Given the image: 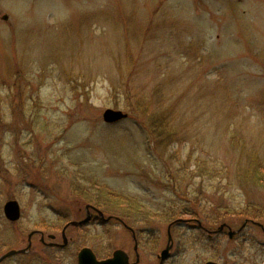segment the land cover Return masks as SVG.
<instances>
[{"label":"rangeland","instance_id":"rangeland-1","mask_svg":"<svg viewBox=\"0 0 264 264\" xmlns=\"http://www.w3.org/2000/svg\"><path fill=\"white\" fill-rule=\"evenodd\" d=\"M163 84L172 98L158 109L173 112L181 139L169 151L156 147L140 125L145 115L125 96L129 85L133 97L156 105ZM15 102L23 113L12 119ZM107 109L129 119L106 124ZM0 111L17 128L0 130V257L25 249L35 230L62 243L84 203L117 216L102 208L96 183L146 206V218L128 222L140 264H159L178 218L211 231L251 218L264 224V190L208 177L175 183L166 174L180 164L194 170L199 159L229 168L248 156L264 161V0H0ZM82 174L95 184L83 197L74 191ZM10 200L21 207L15 223L4 214ZM190 225L173 228L164 264H264L260 227L249 224L231 240ZM67 236L66 250L34 236L28 254L0 264H78L84 248L99 260L117 250L136 260L132 233L117 221L70 227Z\"/></svg>","mask_w":264,"mask_h":264},{"label":"trees","instance_id":"trees-1","mask_svg":"<svg viewBox=\"0 0 264 264\" xmlns=\"http://www.w3.org/2000/svg\"><path fill=\"white\" fill-rule=\"evenodd\" d=\"M185 9L189 10V8H185ZM145 36L146 33L145 35H143V37L141 36V40L138 44L139 46L143 43V41L145 42ZM185 52L189 54L188 50H186ZM192 52L193 51H191V53ZM234 70L235 69L233 68L232 72H234ZM130 77H132V74L130 75ZM82 79H84V77L81 76L74 81L78 82L79 80L82 81ZM164 85L165 84L159 86L157 89L156 98H155V100H157L156 105H153V103L150 102L146 96H141L139 98L133 97L132 96L133 91L129 88V85H127L125 89V96H126V103L128 104L127 106L131 107V110L134 108L135 113H138L139 111L140 115L141 114L145 115L146 121L140 123V125L143 128L145 127L148 128L150 134L155 140L156 147L159 149H165L166 151H169L170 147L175 142H179L178 140L181 139L178 136L180 135V132L177 131L176 129L174 118L170 116L173 112L164 113L166 109H162V110L158 109L159 107L163 106L165 103H169V100L172 98L171 95H167V94L164 95V92L163 91L161 92L160 89ZM14 105H17L16 102L12 105L11 108L12 119L13 118L16 119L17 117H19L21 113H23L20 111L21 106L16 108ZM15 129L17 130L14 124L13 125L11 123L7 124L5 115L3 114L2 111H0V130H5L7 133V132H13ZM13 135H15L14 132ZM165 150H164V155H166ZM212 162L205 159L203 160L199 159L194 165L195 166L194 170H190L189 166L180 164L179 168L175 170V173H171V172L167 173L166 171V174L169 176L171 175L170 178H172V181L175 183L177 180L185 181L189 177L192 181L197 177H201V178L208 177L214 181L218 179L226 180L227 186L229 187H233L235 185H241L245 188L250 186L264 190V161L260 157L248 156L246 160H243V158H241L231 168L227 167L226 165H222V164L220 165L219 160L216 159L213 160ZM209 163L212 164L211 167L209 166ZM172 167H173L172 165L171 166L167 165L165 168L167 170H171ZM22 169L23 168L19 167L20 171ZM82 177L83 178H80L79 180L76 179L74 180L75 182L74 191L75 193L81 194V196L83 197L86 195L88 191H90L89 189L92 190L95 184L92 185L90 182L91 179L87 177L85 174H82ZM96 185L97 187H95V189L96 191H98L99 197L101 199L104 198L102 200L106 202V205H104V207L102 208L106 209L105 207H110V206L113 207L112 209H110V211H116V213L118 214L117 216L122 218L123 221H125L127 224L130 221H133V224L140 223L139 217L141 218L144 216L145 218L147 217V211L145 209L146 206L143 205L142 203L132 200L131 197H127L125 195L119 194L107 188L105 185L97 184V183ZM114 207H118V209H114ZM120 207H123V209H121ZM131 215H134V217H130ZM174 215H176V212Z\"/></svg>","mask_w":264,"mask_h":264},{"label":"water","instance_id":"water-1","mask_svg":"<svg viewBox=\"0 0 264 264\" xmlns=\"http://www.w3.org/2000/svg\"><path fill=\"white\" fill-rule=\"evenodd\" d=\"M3 18L5 20H8L7 15H5ZM128 116L129 115L127 113H125L123 110L107 109L103 114V119L108 124H114V123H118L120 121L127 119ZM4 213H5L6 218L12 222H17L18 220H20L22 213H21V207H20L19 202L17 200L8 201L4 206ZM110 219L111 218H108L107 220H110ZM85 222H86V220H83L81 222H71L69 225H67V227L70 225L78 226V225L83 224ZM246 224H247V222H245L244 226ZM225 226H226L225 224L221 225L219 230H223V228ZM244 226L242 228H244ZM260 226L263 227L262 225H260ZM229 229H230L229 237L231 239H233L235 234L238 231H233L230 227H229ZM34 234L35 233H31L30 238ZM172 241H173L172 235L169 231V245L160 255V260H161L160 264H164V262L171 256L170 250L173 247ZM29 248H31V244L28 246L27 249H24V250L9 251L8 253H6L5 255L0 257V263L2 261H4L6 258H9L11 256H15V255L21 254V253H26ZM135 250L137 252V247L135 248ZM139 262H140L139 253H137L136 262L131 263L129 255L123 250L115 251L111 258H108L105 260H99L97 258V256L95 255V253L90 248L82 249L78 255V264H139ZM207 264H218V263L210 261Z\"/></svg>","mask_w":264,"mask_h":264},{"label":"flooded vegetation","instance_id":"flooded-vegetation-1","mask_svg":"<svg viewBox=\"0 0 264 264\" xmlns=\"http://www.w3.org/2000/svg\"><path fill=\"white\" fill-rule=\"evenodd\" d=\"M84 204H85L84 205L85 212H84L83 219H80V220H72V221L69 220V221L66 222V224H65V226H64V228H63V230L61 232V235H62V243H58L57 242V236H55V235H51V234L50 235H46L45 232H43L42 230H35V231H33V232H35V234L31 238H29V236H28V245L31 244V248L28 249V252L26 254H28L31 251V249H32V246H33V241L32 240H33V237L34 236H39L40 237L39 240H38V242L43 247L60 249V250H66V249L69 248V246L71 244V241H72V239L71 238H68V236H67V231H68V229L70 227H81L84 224L88 225V224H93L95 222H98V223L107 222V223H109L111 221H117V222H120L121 223V221L118 220V217H115V216H111L112 219L110 221H105L104 220L105 218L102 217L101 213L103 212L104 216L105 217H107V216L105 215L104 211L100 208V206L97 203L87 202V203H84ZM81 211L82 210H80V212ZM82 220H86V222L84 224H80L79 226L71 225L68 228H66L67 225H69L71 222H74V221L75 222H80ZM176 220L177 219H175L174 221H171L170 224H169V226H168V232H169V227L171 225V229H170L171 230V234H172V230H173V228L175 226L181 225V224H187V225L191 226L190 224L192 222L196 223V227H198L201 231L207 233L209 237H212L215 234V231H211L208 228L204 227L203 225H199L197 223L199 219L192 218V219H184L183 221H181V220L180 221H176ZM249 223L252 224L251 222H248L247 225ZM247 225L244 227V229L242 230V232H244V230L247 227ZM221 231H222L221 233H224L225 231H227V228L224 227L223 230H221ZM172 237H173V235H172ZM47 238L49 239L48 242H47ZM132 238L135 240V238L133 237V234H132ZM234 238H236V236H234ZM136 241H137V243H136ZM134 243H135L134 250H135L136 247H137V250H138V248H139V241L137 239V235H136V240L134 241ZM168 243H169V241H168ZM172 244H173V247L171 248L170 252L174 248V238H173ZM168 245L169 244H167V246ZM167 246H166V248H167ZM9 259H11V258H9ZM9 259H7V260H9ZM7 260H5V261H7ZM159 264H160V262H159Z\"/></svg>","mask_w":264,"mask_h":264}]
</instances>
